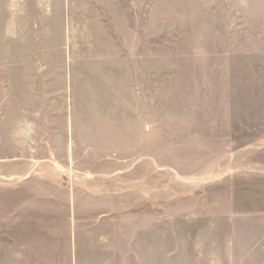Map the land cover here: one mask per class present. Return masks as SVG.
<instances>
[{"label":"rangeland","instance_id":"obj_1","mask_svg":"<svg viewBox=\"0 0 264 264\" xmlns=\"http://www.w3.org/2000/svg\"><path fill=\"white\" fill-rule=\"evenodd\" d=\"M0 57L88 177L6 260L264 264V0H0Z\"/></svg>","mask_w":264,"mask_h":264},{"label":"crops","instance_id":"obj_2","mask_svg":"<svg viewBox=\"0 0 264 264\" xmlns=\"http://www.w3.org/2000/svg\"><path fill=\"white\" fill-rule=\"evenodd\" d=\"M5 63L0 57V79L7 82ZM31 103L13 101L0 91V238L58 235L64 206L71 230L78 226L77 190L87 182V173L77 174L74 145L71 155L60 154L43 126L47 120L39 121L38 111L26 113L25 108H40ZM8 253L6 260L0 247V264H17L22 251L10 247Z\"/></svg>","mask_w":264,"mask_h":264}]
</instances>
